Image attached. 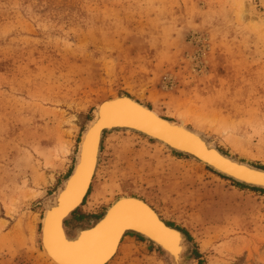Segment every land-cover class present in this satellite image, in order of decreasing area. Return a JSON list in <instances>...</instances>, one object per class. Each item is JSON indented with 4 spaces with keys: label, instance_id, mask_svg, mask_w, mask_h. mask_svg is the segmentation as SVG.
I'll return each instance as SVG.
<instances>
[{
    "label": "rangeland",
    "instance_id": "rangeland-1",
    "mask_svg": "<svg viewBox=\"0 0 264 264\" xmlns=\"http://www.w3.org/2000/svg\"><path fill=\"white\" fill-rule=\"evenodd\" d=\"M115 94L264 167V0H0V264H51L45 206ZM103 135L88 215L69 233L133 195L185 230L189 264H264V192L135 134ZM168 262L128 234L108 264Z\"/></svg>",
    "mask_w": 264,
    "mask_h": 264
},
{
    "label": "bare ground",
    "instance_id": "bare-ground-1",
    "mask_svg": "<svg viewBox=\"0 0 264 264\" xmlns=\"http://www.w3.org/2000/svg\"><path fill=\"white\" fill-rule=\"evenodd\" d=\"M244 8H245V6L241 5V10H242L241 13L243 16L245 15V12H246V9H244ZM117 95L118 94H115L112 97H115ZM124 96H130V95L124 94ZM109 98H111V97H105L97 104V106L94 110V117L89 121L86 129L83 132L81 141L79 143V149H78L77 154H76V157H77L76 163L72 169V172L64 180L62 186H60L57 189V191H55L54 196L51 198V200H49V202H47V204L45 206L44 214L41 218V227L39 230V240H40V244L42 247L43 255L51 264H60V259L58 258L57 255L53 254V252L49 246V234H48L49 214L54 208L59 206L61 197L66 192V190L68 189V186L71 184L73 179L76 177L81 178L82 183H83V189L80 192V199L78 200L76 206L73 209L78 208L82 204V202L84 201L85 197L87 196V194L89 192L90 186L93 182V178H94L96 170H97L99 157H100V151H101V142L103 141L102 137L104 136L103 134L105 132L109 133V131L110 132L111 131H113V132L114 131L115 132L116 131H126L128 133H132V135L135 134V135H137L143 139L154 142L156 147H158L160 150H166L169 152L189 156L190 158H192L195 161V163L199 164L200 166H202L204 168L211 170L212 172L216 173L220 177L224 176L225 179L231 180L233 182L234 181L238 182V180H240L236 176H233L232 174H228L227 172H225L224 170H222L218 166H215V164H213L207 158H204L203 156H201L195 152H187L186 150H182V149L178 148L177 146H175L174 144L168 142V140L164 139L163 137L158 136L157 134H154L152 132H148L147 130H144V129L139 128V127L121 124L118 126H111V127L107 128L104 132L102 130L98 129V131L95 134V137L90 140L89 139L90 129L92 128V126L94 124H96L97 121H101L103 119L102 102H104L106 99H109ZM132 99H135V98L132 97ZM150 109H152V108H150ZM153 111L160 115V113L157 110L153 109ZM178 123H181L184 126L188 125L187 119L185 120L183 117L180 118V120L178 119ZM194 131H196L197 133H201V132H199V130H194ZM62 149L64 152L66 151L65 147H63ZM86 150L89 152V163L87 165L86 174H85L83 166H84V153ZM94 150H95L96 157H95L94 163L91 164V166H90V161H91V157H92ZM89 170H90V172H89ZM75 172H77V174ZM72 173L75 175H72ZM246 186H248V185H246ZM250 187H252V186H250ZM124 198L139 199V200L145 202L147 205H149L157 213L158 217L166 223V225H168L170 228L174 229L175 237L177 239L173 240L171 238L170 240L158 242L154 238H151L150 236H147L146 234L139 232L137 230H133V231H129V232H131V234H134L136 236H141L143 238V240L145 241V244L148 246L151 245V247L153 246L154 250L156 252L163 254L165 256V258L168 259L169 264H189L190 260H188V257H187L188 245H187V239H186L185 233L181 229H178L177 227L169 225L162 218L161 214L149 203V201H146L145 199H143L141 197H137V196H133V195H125V196H121V197L117 198L107 208V210L104 214V215H106V217L104 218V220L102 222H105V220H107L110 217V215L112 214L113 209L117 208V206L119 205L118 200L124 199ZM73 209H71L70 212ZM70 212L65 217H68ZM65 217H63L61 219L60 225H61V228L64 231V233H67L65 230V227H64V218ZM99 226H101V225H98L97 228ZM82 229H84V228H82ZM125 229L121 231L120 235L117 238H115V242L112 243L111 251L108 253L107 256L104 257L105 264H108L113 259V257L116 255V253L118 252L120 245H121V241H122L123 237L127 234L126 233L124 235ZM79 230H81V229H79ZM177 245L179 248L178 252L174 250L175 246H177Z\"/></svg>",
    "mask_w": 264,
    "mask_h": 264
},
{
    "label": "water",
    "instance_id": "water-1",
    "mask_svg": "<svg viewBox=\"0 0 264 264\" xmlns=\"http://www.w3.org/2000/svg\"><path fill=\"white\" fill-rule=\"evenodd\" d=\"M102 105L103 113L105 106H110L113 109L122 111L131 110V115L124 118L104 120L100 125L99 130L104 132L111 126H118L121 124L142 128L148 132H152L163 137L164 139L168 140V142L174 144L182 150H186L187 152H195L204 158H207L213 164H215V166H218L228 174H232L233 176L239 178L240 180H238V182L248 186L264 189V182H261V178L264 177V169L226 154L219 147L212 144L202 133H197L194 131L195 129L189 127L188 125L184 126L181 123H178V121L170 120L161 114L159 115L153 111V108L150 109L149 106L143 102L137 99H132L130 96H124V94H118L115 97L106 99L104 102H102ZM95 157L96 154L94 150L91 157L90 166L94 163ZM241 170H246L249 175L247 177L242 176L240 174ZM73 173L72 175H75ZM75 173L77 174V172ZM126 201L133 202L136 206H138V208L145 211L150 216L151 222L143 225L125 227L126 229L122 228L116 235V238L124 229V235L129 231L137 230L146 234L147 236H150L151 238H154L158 242L170 240L172 237L169 234H175L174 229L166 225V223L158 217L157 213L149 205L139 199H120L118 200L119 205L117 207H119L122 202ZM76 209L77 208L73 209L70 214ZM105 217L106 215H104V217H102L90 227L81 230L78 229L75 234H70L68 232L64 233L61 228L62 235L64 239L68 241V243L75 244L79 241L83 233L93 232L97 229L98 225L105 224V222L109 219L108 218L105 220V222H102ZM66 219L67 217L64 218V224ZM157 225L158 227H156Z\"/></svg>",
    "mask_w": 264,
    "mask_h": 264
},
{
    "label": "snow or ice",
    "instance_id": "snow-or-ice-1",
    "mask_svg": "<svg viewBox=\"0 0 264 264\" xmlns=\"http://www.w3.org/2000/svg\"><path fill=\"white\" fill-rule=\"evenodd\" d=\"M131 115V110H117L110 106H105L103 119L97 121L92 126L89 139L95 137L100 125L104 120L124 118ZM89 163V152L84 153V171ZM240 174L247 177L249 173L241 170ZM264 182V177L261 178ZM83 183L80 177L73 179L68 189L61 197L59 206L54 208L49 214V246L54 255L60 259V264H105L104 257L111 251L112 243L115 242L116 235L122 228L143 225L151 222L150 216L131 201L113 209L112 214L105 224L101 225L93 232H85L75 244L68 243L62 235L60 221L71 209H73L80 199V192ZM158 227V225L156 226ZM171 235L176 240L175 234ZM179 251L178 245L174 248Z\"/></svg>",
    "mask_w": 264,
    "mask_h": 264
},
{
    "label": "crops",
    "instance_id": "crops-1",
    "mask_svg": "<svg viewBox=\"0 0 264 264\" xmlns=\"http://www.w3.org/2000/svg\"><path fill=\"white\" fill-rule=\"evenodd\" d=\"M84 204H85V203H84V201H83L82 204H81L76 210H74L71 214H69V216L67 217V219L72 218V219L74 220V222H78V223H81V222L84 220V218L86 219V217H87V215H88V210H81V207H83ZM106 210H107V209H106ZM105 212H106V211H105ZM105 212H104L103 214H101L100 217H98V218L96 219L95 222H97L98 220H100V219L104 216ZM67 219L65 220V224H66ZM95 222H94V223H95ZM94 223H93V224H94ZM65 224H64V227L66 226ZM93 224H91V225H87V226H84V227H79V228L76 229V231H77L78 229H82V228L90 227V226H92ZM65 230H66V227H65ZM76 231H75V232H76ZM66 232H68V231L66 230ZM75 232H74V233H70V234H75ZM68 233H69V232H68Z\"/></svg>",
    "mask_w": 264,
    "mask_h": 264
},
{
    "label": "trees",
    "instance_id": "trees-1",
    "mask_svg": "<svg viewBox=\"0 0 264 264\" xmlns=\"http://www.w3.org/2000/svg\"><path fill=\"white\" fill-rule=\"evenodd\" d=\"M150 108H152L150 105H148ZM171 120V119H170ZM106 133V132H105ZM257 167H259V166H257ZM260 168H262V169H264V167H260ZM224 177V176H223ZM225 178V177H224ZM234 183H236L237 185H239V186H244V187H249V188H251V189H254V190H259V191H262V192H264V189H262V188H254V187H250V186H246V185H244V184H242V183H239V182H236V181H234ZM100 217V216H99ZM169 225H171V226H174L173 224H170V223H168ZM178 228V227H177ZM178 229H181V228H178ZM183 232H185V230H183V229H181ZM128 234H131V232H128L126 235H128ZM138 237H140L142 240H143V238L141 237V236H138Z\"/></svg>",
    "mask_w": 264,
    "mask_h": 264
}]
</instances>
